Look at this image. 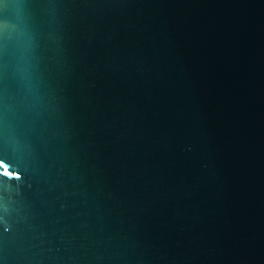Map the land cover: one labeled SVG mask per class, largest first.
<instances>
[{"label":"water","instance_id":"water-1","mask_svg":"<svg viewBox=\"0 0 264 264\" xmlns=\"http://www.w3.org/2000/svg\"><path fill=\"white\" fill-rule=\"evenodd\" d=\"M2 264H264V0H0Z\"/></svg>","mask_w":264,"mask_h":264},{"label":"snow or ice","instance_id":"snow-or-ice-1","mask_svg":"<svg viewBox=\"0 0 264 264\" xmlns=\"http://www.w3.org/2000/svg\"><path fill=\"white\" fill-rule=\"evenodd\" d=\"M0 177H10L12 179L19 180L21 178V174L18 170H14L11 167V164L5 157L0 156ZM9 230L10 229L4 226L2 219H0V236ZM0 264H2V262H0Z\"/></svg>","mask_w":264,"mask_h":264}]
</instances>
